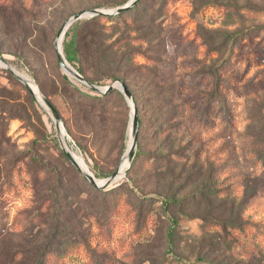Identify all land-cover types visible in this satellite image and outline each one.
<instances>
[{
  "label": "rangeland",
  "instance_id": "rangeland-1",
  "mask_svg": "<svg viewBox=\"0 0 264 264\" xmlns=\"http://www.w3.org/2000/svg\"><path fill=\"white\" fill-rule=\"evenodd\" d=\"M129 1L0 0V56L36 82L99 181L125 160L134 108L139 121L125 174L99 188L125 181L105 205L50 110L0 66V264H37L53 193L73 244L47 264H264V0H139L114 12ZM92 9L106 14L69 27L76 65L101 87L126 81L133 104L119 88L90 100L103 92L60 64L61 29Z\"/></svg>",
  "mask_w": 264,
  "mask_h": 264
},
{
  "label": "water",
  "instance_id": "water-1",
  "mask_svg": "<svg viewBox=\"0 0 264 264\" xmlns=\"http://www.w3.org/2000/svg\"><path fill=\"white\" fill-rule=\"evenodd\" d=\"M138 0H130L126 5L119 7L117 9L114 10V12L116 13H122L124 11H126L127 9H130L131 7H133L136 2ZM102 14H106L105 11L103 10H99V9H92V10H86V11H81L79 13H76L75 15L72 16V18L68 21V23L61 29L57 41H56V49H57V53H58V58L60 60V64L62 65L63 69L73 75L74 77H76L78 80L84 82L85 84H87L89 87H91L92 89L96 90V91H101L103 93H107L110 92L112 90H114L115 88H119L124 95L126 96V98L130 101H132L133 104V95L130 92V90L128 89L127 85L125 84L124 81L119 80L117 82L111 83L110 85L106 86V87H101L98 86L96 84H93L91 82H89L80 72H78L65 58L63 50L60 49L59 45H58V40L61 37V35L63 34V39L64 36L66 34V31L69 29V27L78 19L82 18V17H86V16H96V15H102ZM62 39V41H63ZM0 66L6 68L7 70H9L10 72H12L18 79H20L25 85H27L29 87V81L31 80L33 81V83L37 86L38 92L40 97L43 100V105H45L46 108H48L52 114V117L55 121L56 124V128L60 134L61 137V128L63 126L61 119H60V115L58 113V111L56 110V108L52 105V103L48 100V98L41 92V90L39 89L38 85L36 84V82L32 79H26L23 78L22 76H20L17 72L16 69L9 63L7 62L2 56H0ZM33 93V92H32ZM34 94V93H33ZM138 116L136 113V110L134 108V112L132 114V120H131V141H130V145L129 148L126 152L125 155V160L127 159L128 163L133 159L134 156V150L137 147V128H138ZM64 127V126H63ZM65 129V128H64ZM62 149L64 151V153L66 154V156L68 157V159L73 163V165L75 167H77V169L92 183L94 184L96 187L98 188H107L108 186H110L111 184L115 183L118 179H120L124 174H125V170L123 171V173H121L120 167L119 169H117L114 173H112L109 177H107L104 181V183L99 184L97 179L95 178V176L91 173L85 172L78 164V162L76 161V159L74 158L71 150H70V145H69V138L67 137V135L65 136V143L64 144L62 138ZM124 160V161H125ZM124 163V162H123ZM122 163V164H123ZM121 164V165H122Z\"/></svg>",
  "mask_w": 264,
  "mask_h": 264
},
{
  "label": "trees",
  "instance_id": "trees-1",
  "mask_svg": "<svg viewBox=\"0 0 264 264\" xmlns=\"http://www.w3.org/2000/svg\"><path fill=\"white\" fill-rule=\"evenodd\" d=\"M141 1V0H140ZM139 3V0L136 2V4L131 7L134 8L137 4ZM127 9L126 11L122 12V13H126L127 11L131 10ZM93 20L92 18L89 19V21ZM77 26H75L74 28H70L66 34H65V39L63 42V53L65 58L67 59V61L72 64L76 70L78 72H81V74L87 78L90 82L92 83H96V84H104L102 83L100 80L96 79V78H90L87 77L85 74V70L83 69V67L81 66H77V62L80 61V43H79V38L77 35V31L76 33H72V31L76 28ZM72 33V34H71ZM125 84L127 85L128 89L130 90V92L132 93V90L129 86V84H127L126 81H124ZM112 91L107 92V93H99L93 97H91L90 100H98V101H106ZM173 94V93H172ZM217 96L213 95V93L210 94V96L208 97V102H211V99L213 100V98H215ZM210 98V99H209ZM205 109V108H204ZM64 156V154H62ZM65 157V156H64ZM115 172V171H114ZM113 172V173H114ZM96 176H99L98 174H96ZM108 175H104L103 177H107ZM124 182H120L118 184H115L114 186L108 188V189H99L98 187H96L94 184H92L91 182H86L85 184L87 186H89L90 188H92L94 190V193H99L104 195V199H102V201H105V205L110 201L113 200L116 196V191L117 189H119L121 187V185H123ZM59 196L57 195V193H53V195L50 197L52 200V203L55 205V214H54V225L51 229V233L49 236V241L46 242V245H44L39 253L38 256V261L37 264H47V262H50L49 260V256H55V258L57 260L61 259L62 257L68 255L69 252L68 251V246L73 244L72 242H70L68 244L69 241H71L72 238H70V234L68 232H66L65 230H63V228L65 227V224L68 222L67 219V206L64 204H61V202L57 201V198ZM59 199V198H58ZM145 199L143 198V201ZM146 201V200H145ZM163 205L164 208L166 207L167 209L175 203V201L171 198H165L163 199ZM114 205H116V203H114ZM105 208V206H104ZM66 209V210H65ZM176 222V221H175ZM0 225L2 226L3 223H0ZM67 229V228H66Z\"/></svg>",
  "mask_w": 264,
  "mask_h": 264
},
{
  "label": "bare ground",
  "instance_id": "bare-ground-1",
  "mask_svg": "<svg viewBox=\"0 0 264 264\" xmlns=\"http://www.w3.org/2000/svg\"><path fill=\"white\" fill-rule=\"evenodd\" d=\"M63 35V34H62ZM61 39V38H60ZM58 45H59V47H60V45H61V42L60 41H58ZM60 49H61V47H60ZM29 81V87L33 90V92L36 94V96H37V98H38V100L41 102V103H43V100H42V98L40 97V95H39V92H38V89H37V87L33 84V82L32 81H30V80H28ZM130 102L132 103V101L130 100ZM61 131H62V140H63V142H64V144L66 145V143H65V136H66V132H65V129H64V127L62 126V128H61ZM76 161L78 162V164H79V166L85 171V172H88V173H91V174H93L84 164L85 163H83L80 159H78V158H76ZM128 164V161H127V159L124 161V163L121 165V167H120V170H121V173L123 172V170H124V168L126 167V165ZM94 175V174H93ZM95 176V175H94ZM95 178H96V176H95ZM97 179V178H96ZM97 181H98V183L99 184H102V183H104V181L103 182H101V181H99L98 179H97Z\"/></svg>",
  "mask_w": 264,
  "mask_h": 264
}]
</instances>
